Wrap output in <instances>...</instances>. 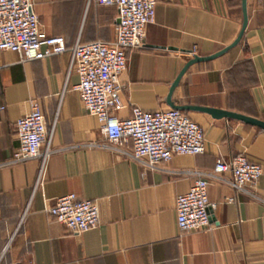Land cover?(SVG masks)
I'll return each mask as SVG.
<instances>
[{"label":"crops","instance_id":"crops-1","mask_svg":"<svg viewBox=\"0 0 264 264\" xmlns=\"http://www.w3.org/2000/svg\"><path fill=\"white\" fill-rule=\"evenodd\" d=\"M33 3L40 31L63 36L68 46L115 37V5ZM245 8L240 41L190 65L172 92L173 104L264 120V0H245ZM243 16V0H156L142 45L126 52L127 68L119 75L123 104L115 114L129 117L134 105L151 113L173 108L167 97L191 52L208 56L231 44ZM69 64L68 51L22 61L18 52L0 49V264H264V172L247 192L210 178L207 196L216 204L209 208L210 229L181 232L176 214V197L193 182L191 170L211 171L217 158L239 154L264 170V129L181 109L202 127L205 151L144 170L102 145L101 125L74 90L79 78ZM31 100L41 107L54 150L37 187L38 159L10 162L18 144L14 124ZM69 193L96 202L97 227L73 234L47 212Z\"/></svg>","mask_w":264,"mask_h":264},{"label":"built area","instance_id":"built-area-1","mask_svg":"<svg viewBox=\"0 0 264 264\" xmlns=\"http://www.w3.org/2000/svg\"><path fill=\"white\" fill-rule=\"evenodd\" d=\"M95 1L117 7L115 37L111 42L76 41L68 46L63 36H46L40 31L33 0H0V49L18 52L22 61L40 60L68 51L69 71L74 70L79 78L74 90L86 111L98 119L105 140L102 145L135 160L144 170H155L174 155L202 154L205 151L202 127L179 109L151 113L134 105L129 117L120 118L115 114L123 104L119 75L127 68L126 52L142 45L145 27L155 18L156 0ZM191 54L196 55L194 51ZM14 127L18 144L10 162L38 159L37 187L42 184L46 161L54 152L50 146L52 131L47 130L37 101L31 100L30 110L16 120ZM121 142L130 144V149L119 148ZM225 172L231 173L230 179L223 178ZM263 172L259 164L243 154L229 161L217 158L211 171L191 170L193 182L189 190L176 197L179 230L211 228L209 208H215L216 204L207 196L210 178L247 192L255 188ZM47 212L73 234H81L99 224L96 202L80 199L75 193L59 196Z\"/></svg>","mask_w":264,"mask_h":264},{"label":"water","instance_id":"water-1","mask_svg":"<svg viewBox=\"0 0 264 264\" xmlns=\"http://www.w3.org/2000/svg\"><path fill=\"white\" fill-rule=\"evenodd\" d=\"M243 24H242V28L238 34V36L236 37V39L229 44L228 46L222 48L221 50L208 55V56H199V55H194L190 60H188V62L184 65V67L182 68V70L180 71V73L178 74L177 78L175 79V81L173 82V84L171 85L170 88V92L169 95L167 97V101L168 103L175 109H189V108H193V109H198V110H202L205 112L210 113L214 118H234V119H238L241 120L245 123L254 125V126H258L262 129H264V120L255 118V117H251V116H247L245 114H241L238 112H233V111H229V110H224V109H219V108H209V107H200V106H179V105H175L171 102V95L172 92L174 90V88L177 86L181 76L183 75V73L186 71V69L192 65L195 62H199V61H206V60H210L213 59L219 55H221L222 53L226 52L228 49H230L231 47L235 46L241 39L243 31L245 29V26L247 24V13H246V8H245V0H243Z\"/></svg>","mask_w":264,"mask_h":264}]
</instances>
